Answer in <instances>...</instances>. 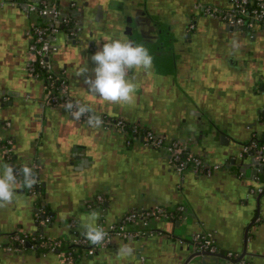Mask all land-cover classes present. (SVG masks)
<instances>
[{"label":"crops","instance_id":"1","mask_svg":"<svg viewBox=\"0 0 264 264\" xmlns=\"http://www.w3.org/2000/svg\"><path fill=\"white\" fill-rule=\"evenodd\" d=\"M22 1L29 0H0V164L37 162L41 190L32 195L21 183L14 203L0 208V264H65L58 253L8 250L14 232H42L67 243L82 236L92 212L98 213L96 224L102 218L112 223L129 211L157 205L187 210L152 219L153 235L114 238L95 255L81 251L75 264H184L188 241L200 231L214 234L222 251L218 264H237L224 256L227 251L248 264H264V193L258 200L257 192L264 175L242 164L250 160L243 152L249 142L264 144V27L255 26L251 34L231 29L196 7L227 9L230 0H58L66 12L75 3L70 13L80 27L76 43L67 30L58 33L52 59L56 70L66 71L74 100L98 115L181 140L189 153L222 164L210 175L191 167L178 173L167 153L145 145L143 137L128 143L124 132L77 122L65 109L46 103L45 78L25 70L28 33L40 17L27 15ZM112 39L143 44L153 57L150 71L129 70L136 84L131 104L106 103L83 82L84 75L94 76L91 56ZM86 66L89 71L80 75ZM219 132L226 136L222 142ZM9 138L13 161L2 156ZM82 158L85 164L79 165ZM100 194L101 207H87ZM40 209L51 216L44 228L36 218ZM124 244L133 246L131 256L120 255Z\"/></svg>","mask_w":264,"mask_h":264},{"label":"built area","instance_id":"2","mask_svg":"<svg viewBox=\"0 0 264 264\" xmlns=\"http://www.w3.org/2000/svg\"><path fill=\"white\" fill-rule=\"evenodd\" d=\"M230 2L231 6L227 9L202 3H198L196 7L202 10L205 15L222 20L229 27H236L245 31H252L257 25L264 27V0H230ZM13 4H17V2L13 1ZM19 4L27 15L36 13L40 17V21L28 33L30 37L28 45L29 60L27 61L25 70L34 77L45 78L48 91L46 103L65 109L64 105L67 102L77 101L72 97L70 82L66 71L56 70L52 59L53 53L57 49L56 36L61 30L72 28L73 16L70 11H72L71 9H76V5L73 2L69 8V12H66L60 6L58 0H29L19 2ZM194 27L195 24H191V28ZM70 34H73V31ZM67 112L72 117L71 113L69 111ZM92 114L98 115L93 110ZM99 116L103 121V128H113L124 132L128 138V143L141 140V137H143L145 145L154 149L164 150L169 156V163L178 173H182L191 167L197 173L210 175L222 166V164H209L200 156L189 153L186 151L185 143L181 140L175 139L168 141L165 136L159 135L151 130H143L140 126L131 124L120 117L100 114ZM77 122L88 125L87 116L81 117ZM6 124L8 126L11 125L10 122ZM13 143V140L9 138L2 144V153L8 160L14 158ZM251 151L256 152V159L262 167V174L264 175V144L258 143L257 140H252L243 149L244 153ZM25 165L33 169L37 179V183L31 189L27 188V190L30 194L37 195L41 190L37 173L40 165L37 162H33L31 164L16 165L14 168L19 171ZM251 191L255 192L256 190ZM257 192H264V185L258 188ZM103 203L104 196L100 194L96 197L95 201L86 202V205L89 208L94 205L101 207ZM186 210L184 205L176 206L173 209H167L157 205L151 208L129 211L117 222L109 223L105 218H102L97 226L102 227L107 235L104 242L100 245L91 244L83 236L74 237L70 242L65 243L61 239L54 238L42 232L29 234L17 231L9 237L10 244L7 248L11 251L29 247L34 250L40 249L45 253H58L63 257L65 264H75L77 258L82 253L95 255L108 248L114 238L128 239L130 237L153 235L155 231L148 228L152 219L162 220L173 218L185 213ZM36 218L41 228H44L51 222V216L47 214L45 209L38 210ZM140 223L142 227L136 229L135 226ZM72 225H75L74 222H72ZM180 242L184 243L185 241L180 240ZM188 243L193 244L196 250L200 252L208 251L212 254H220L222 252L216 244L212 232H196L192 235ZM224 255L228 259L237 260V264H248L237 252L227 251Z\"/></svg>","mask_w":264,"mask_h":264},{"label":"clouds","instance_id":"3","mask_svg":"<svg viewBox=\"0 0 264 264\" xmlns=\"http://www.w3.org/2000/svg\"><path fill=\"white\" fill-rule=\"evenodd\" d=\"M99 44V41H97ZM238 46V45H237ZM91 61L95 67L91 70L94 76L84 75L89 71L84 67L80 75H84V84L88 90L100 97L106 103L131 104L135 99L136 84L128 78L129 70L150 71L153 68V57L143 44H136L127 39L105 40L92 56ZM75 120L87 116V123L91 127L102 126L99 115L92 114L88 104L69 101L64 105ZM22 177V181L20 179ZM31 189L37 179L33 169L27 165L19 171L9 164H0V208H5L14 203L15 190L18 185ZM98 213L92 212L82 225V236L93 245L104 242L107 233L95 221ZM134 248L124 244L119 248L122 256H131Z\"/></svg>","mask_w":264,"mask_h":264},{"label":"water","instance_id":"4","mask_svg":"<svg viewBox=\"0 0 264 264\" xmlns=\"http://www.w3.org/2000/svg\"><path fill=\"white\" fill-rule=\"evenodd\" d=\"M73 22H74V16H73ZM230 28L231 29H239V28H236V27H230ZM66 30L68 31V33H71V31H73V34H70L71 35L70 37H71V39H73V42L76 43V39L77 38H76L75 34H76V31H78V29L74 27V28L66 29ZM247 33L251 34V31H247ZM219 137H220L221 142H222L226 136H225L224 133L221 132L219 134ZM76 149L77 148H75V152L76 153L74 154V156H77L76 158H78L80 156H79V154H78ZM247 156H250V160L246 162L245 159H242V164L245 167L254 165L255 170H257L258 172L261 171L262 167L258 164V160L256 159V152L255 151L247 152ZM234 162H235V160H234ZM82 164H85V160L83 158H82V160L80 159L79 165H82ZM263 193L264 192L259 194L258 200L261 199ZM39 225H40V223H38V226ZM249 227L250 226H248L247 229H249ZM247 234L248 233L245 234L246 238H247ZM130 238H132V237H130ZM28 246H30V244H28ZM188 249H189L190 254H189V256H188V258H187V260L185 261L184 264H208L210 262L218 264L219 260L222 258V255H220V254H212V253H210L208 251H204V252L197 251L193 244L192 245H188Z\"/></svg>","mask_w":264,"mask_h":264},{"label":"flooded vegetation","instance_id":"5","mask_svg":"<svg viewBox=\"0 0 264 264\" xmlns=\"http://www.w3.org/2000/svg\"><path fill=\"white\" fill-rule=\"evenodd\" d=\"M72 25H73L72 28H74V27L77 28V29L80 28V27L78 26V22L75 21V20H74V22L72 23ZM75 35H76V34H75ZM2 156H3L6 160H8V159L5 157V155H4L3 153H2ZM8 161H13V159L8 160ZM221 253H222V252H221ZM221 253H220V255H222ZM224 256H225V255H224ZM224 256H223V257H224Z\"/></svg>","mask_w":264,"mask_h":264}]
</instances>
